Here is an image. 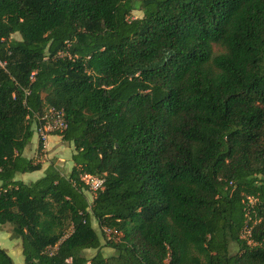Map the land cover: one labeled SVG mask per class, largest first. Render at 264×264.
<instances>
[{
    "label": "trees",
    "instance_id": "trees-1",
    "mask_svg": "<svg viewBox=\"0 0 264 264\" xmlns=\"http://www.w3.org/2000/svg\"><path fill=\"white\" fill-rule=\"evenodd\" d=\"M0 60V225L24 264H264V0H0ZM48 107L72 167L26 184Z\"/></svg>",
    "mask_w": 264,
    "mask_h": 264
},
{
    "label": "rangeland",
    "instance_id": "rangeland-1",
    "mask_svg": "<svg viewBox=\"0 0 264 264\" xmlns=\"http://www.w3.org/2000/svg\"><path fill=\"white\" fill-rule=\"evenodd\" d=\"M141 17H142V12L139 10L138 4L134 3V9L132 10L130 14V18L134 19V18H141ZM13 38L19 39L20 37L18 34H14ZM214 50L219 51V49L216 47L214 48ZM36 143H37V134L34 133L30 144L25 148L24 155L28 156V151H29L28 148L29 147L34 148L35 146H37ZM50 147L51 149L49 148L48 151L43 152L39 150V153H37L36 155L34 154V158L35 156H37L36 158H39V160H41V164H47V165L53 164L54 166L58 168V170L62 174L65 175V171L67 170L66 167L68 166L67 162L70 164L68 158H69V155L73 153V146L72 145L70 146L67 143H57L55 145L54 144L51 145ZM37 175L35 174V175H29V176L36 177ZM25 176H28V175H25ZM85 194H86L87 199L91 201L93 195L90 194L89 191H87ZM92 227L99 234L102 243H105L107 240L105 236H103V234L101 233V230L98 228V225L95 220H92ZM20 243H21L20 240L13 236L12 231H11V226L9 224H4L0 226V247L7 249L6 252L8 256L12 259L14 264H24ZM235 249H236L235 245L231 244L230 251L233 253ZM103 251L106 256L110 252L111 253L113 252L112 249L107 248V247H104ZM90 252L92 251H86V255L90 256L91 255Z\"/></svg>",
    "mask_w": 264,
    "mask_h": 264
},
{
    "label": "built area",
    "instance_id": "built-area-1",
    "mask_svg": "<svg viewBox=\"0 0 264 264\" xmlns=\"http://www.w3.org/2000/svg\"><path fill=\"white\" fill-rule=\"evenodd\" d=\"M6 62L0 60V70H5ZM66 128V122L64 119V114L62 110H57L54 108H45L41 114L36 115L33 130L37 134V142L41 145L40 151H46L48 145V138L50 135L58 134ZM81 180L87 186L88 191L93 196L97 191L101 190L103 187V179L98 177H93L90 175H82ZM253 199L248 198V203L252 204ZM101 233L106 237V239H113L117 234L108 228H101ZM250 235V227L245 224L240 232V236L247 240ZM52 251V250H51Z\"/></svg>",
    "mask_w": 264,
    "mask_h": 264
},
{
    "label": "crops",
    "instance_id": "crops-1",
    "mask_svg": "<svg viewBox=\"0 0 264 264\" xmlns=\"http://www.w3.org/2000/svg\"><path fill=\"white\" fill-rule=\"evenodd\" d=\"M57 143H66V142H63L62 140H61V138H60V136H57V135H50L49 136V138H48V145H47V150L46 151H48L49 150V148L51 149V145H55V144H57ZM37 144V146H35L34 148H31V147H29L28 149H29V151H28V156H26V155H24V152H25V150L23 151V156L24 157H26V158H29V159H34L35 161H37V162H40L41 163V160H39V158H36L37 156H35V158H34V154L36 155L37 153H39V149L37 148L38 147V142L36 143ZM68 145H72V144H69V143H67ZM72 154V153H71ZM70 156L71 155H69V158H68V160H69V162H70V164L67 162V167H66V171H65V175L66 174H68L69 173V171H70V169H71V167H72V163H71V161H70ZM48 167V165L47 164H41V169L39 170V171H35V172H32V173H25V174H20V175H17L16 177H15V179L16 180H20V181H22V182H24V183H30V182H33V181H35V180H37V179H39L40 177H42L43 176V174H44V171H45V169ZM37 175L36 177H32V176H29V175ZM25 175H28V176H25ZM1 226V225H0ZM15 244V243H14ZM13 244V245H14ZM21 244V243H20ZM3 250H5V252H6V250L7 249H5V248H2ZM88 251H92V252H90L91 254H93L95 251L94 250H88ZM13 252V251H12ZM102 252H103V255L104 256H106L105 255V253H104V251H103V249H102ZM7 253V252H6ZM112 253L110 252L107 256H109V255H111ZM8 255V254H7Z\"/></svg>",
    "mask_w": 264,
    "mask_h": 264
}]
</instances>
